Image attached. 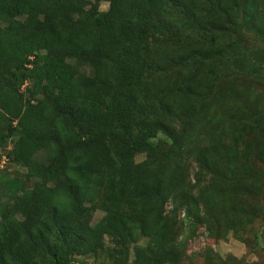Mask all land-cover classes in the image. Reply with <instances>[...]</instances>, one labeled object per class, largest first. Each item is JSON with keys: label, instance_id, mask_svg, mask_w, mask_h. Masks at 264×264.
<instances>
[{"label": "trees", "instance_id": "16d2710c", "mask_svg": "<svg viewBox=\"0 0 264 264\" xmlns=\"http://www.w3.org/2000/svg\"><path fill=\"white\" fill-rule=\"evenodd\" d=\"M100 1L0 0V264H183L264 219V0Z\"/></svg>", "mask_w": 264, "mask_h": 264}, {"label": "rangeland", "instance_id": "374dc122", "mask_svg": "<svg viewBox=\"0 0 264 264\" xmlns=\"http://www.w3.org/2000/svg\"><path fill=\"white\" fill-rule=\"evenodd\" d=\"M108 3L109 0H101L100 11H105L108 7ZM241 41L250 46L253 43H255V46L257 45L255 37L245 28H241ZM255 87L259 91L264 90V85L261 83L255 84ZM11 145L12 142L10 140L8 148H11ZM0 152H2L1 149ZM143 157L144 155H139L137 158L142 159ZM2 168L7 169L9 175L11 176L15 175L14 171H23V169L8 162L7 160H5V163L0 166V169ZM189 177L192 178L191 171ZM12 180L16 182L19 179L17 177H13ZM21 181L22 184L26 186L30 185V182L27 180L21 179ZM254 197L255 196L252 194L249 197V201H258L264 210V197ZM102 214L103 213L100 209L96 208L91 215V222L95 223L102 216ZM262 216H264V214ZM263 226L264 219L258 216L255 221L251 223L250 230L246 227L241 228L238 234L245 238V242L241 239H236L232 235V232L224 234L222 238L207 235L203 233L204 226H201L202 228L198 230V235L186 243L185 253L188 260H186L183 264H204V261H206L205 259H207L208 256H212L214 253L220 255L222 259H225L228 256H234L235 258L240 259L237 264H264V236H259V238L255 237L256 231H259L258 233L263 231ZM257 239L260 240V244H258ZM140 242L142 244L145 243L143 240ZM90 259L92 260L94 258L91 257ZM214 260H211L212 264H215Z\"/></svg>", "mask_w": 264, "mask_h": 264}, {"label": "built area", "instance_id": "2783aa9c", "mask_svg": "<svg viewBox=\"0 0 264 264\" xmlns=\"http://www.w3.org/2000/svg\"><path fill=\"white\" fill-rule=\"evenodd\" d=\"M5 160H7V159H6L5 156H3V157H2V161H1V163H0V166H2L3 163H5Z\"/></svg>", "mask_w": 264, "mask_h": 264}]
</instances>
